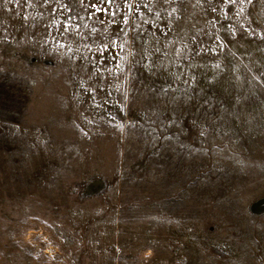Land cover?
<instances>
[{
  "label": "rangeland",
  "instance_id": "obj_1",
  "mask_svg": "<svg viewBox=\"0 0 264 264\" xmlns=\"http://www.w3.org/2000/svg\"><path fill=\"white\" fill-rule=\"evenodd\" d=\"M135 3L0 0V264H264V0Z\"/></svg>",
  "mask_w": 264,
  "mask_h": 264
},
{
  "label": "snow or ice",
  "instance_id": "obj_2",
  "mask_svg": "<svg viewBox=\"0 0 264 264\" xmlns=\"http://www.w3.org/2000/svg\"><path fill=\"white\" fill-rule=\"evenodd\" d=\"M11 2V0H5V3H9ZM15 2L17 4L21 3V0H15ZM22 2L27 5V6H31L34 3V0H22ZM52 0H43V5H47L49 3H51ZM57 2H59V0H57ZM225 3L229 4V5H238V14L239 13H243L244 12V5L245 4H251L253 2V0H224ZM101 4H106L108 7L106 8H102L100 5L97 4H92L91 6L95 9V12L93 13V15L96 14V12H101L103 11L104 14H111L113 20L111 22H115V17L118 15L120 9L122 7H124L125 5H129V6H134L136 8H139V4L135 3V0H101ZM54 15V13H53ZM91 18V17H89ZM25 19H27V17L25 16ZM122 24L125 26H128L130 24V20H129V11L126 9L125 10V14L124 17L122 19ZM59 27V26H57ZM67 28L64 29L65 32H67ZM133 28L129 27L127 28V30H122L123 34L118 37V39L120 40V44H119V50L120 52L117 53L116 56L113 57V60H117V59H123L124 57L122 55H120V53H122L124 51V46L127 45L129 43V39H128V33L130 31H132ZM135 30L139 31V26H135ZM93 33L96 31L95 28H93L91 30ZM82 39H87L86 37H81ZM55 39V38H54ZM145 43H147V40H145ZM117 45V41L116 39L111 40L110 43L108 42H104V43H100L98 45L100 51H99V55L103 56L104 53L106 51H108V49L111 47L113 49L116 48ZM65 47H68L69 51H71V45L70 44H66V45H62ZM89 51H91L92 45L91 44H85L84 45ZM157 51L159 50L158 48L156 49ZM145 52L147 53V49L145 48ZM129 54H131V50L129 51ZM181 55L180 51L177 49L176 51V56L179 57ZM218 66V65H217ZM95 67V66H94ZM117 68H119V64H117ZM96 71H100L99 68L95 69ZM108 71H111V69H106ZM187 82V81H185Z\"/></svg>",
  "mask_w": 264,
  "mask_h": 264
}]
</instances>
